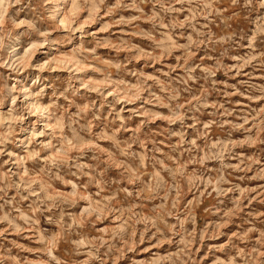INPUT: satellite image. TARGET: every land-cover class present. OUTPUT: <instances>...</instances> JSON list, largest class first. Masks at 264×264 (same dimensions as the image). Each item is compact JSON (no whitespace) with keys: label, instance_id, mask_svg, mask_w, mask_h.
<instances>
[{"label":"rangeland","instance_id":"1","mask_svg":"<svg viewBox=\"0 0 264 264\" xmlns=\"http://www.w3.org/2000/svg\"><path fill=\"white\" fill-rule=\"evenodd\" d=\"M0 264H264V0H0Z\"/></svg>","mask_w":264,"mask_h":264}]
</instances>
